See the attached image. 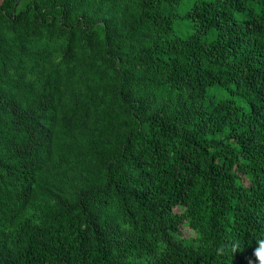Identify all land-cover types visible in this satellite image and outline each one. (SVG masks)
Listing matches in <instances>:
<instances>
[{
  "label": "trees",
  "instance_id": "16d2710c",
  "mask_svg": "<svg viewBox=\"0 0 264 264\" xmlns=\"http://www.w3.org/2000/svg\"><path fill=\"white\" fill-rule=\"evenodd\" d=\"M260 239L264 0H3L0 264H258Z\"/></svg>",
  "mask_w": 264,
  "mask_h": 264
},
{
  "label": "clouds",
  "instance_id": "9594fccd",
  "mask_svg": "<svg viewBox=\"0 0 264 264\" xmlns=\"http://www.w3.org/2000/svg\"><path fill=\"white\" fill-rule=\"evenodd\" d=\"M237 249L233 247L232 251L235 252ZM218 254H222V249L217 250ZM253 255L258 264H264V239L257 241V246L254 249Z\"/></svg>",
  "mask_w": 264,
  "mask_h": 264
},
{
  "label": "rangeland",
  "instance_id": "374dc122",
  "mask_svg": "<svg viewBox=\"0 0 264 264\" xmlns=\"http://www.w3.org/2000/svg\"><path fill=\"white\" fill-rule=\"evenodd\" d=\"M3 2V0H0V4Z\"/></svg>",
  "mask_w": 264,
  "mask_h": 264
}]
</instances>
